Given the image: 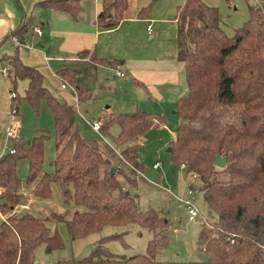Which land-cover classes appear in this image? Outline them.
Masks as SVG:
<instances>
[{"label":"trees","instance_id":"1","mask_svg":"<svg viewBox=\"0 0 264 264\" xmlns=\"http://www.w3.org/2000/svg\"><path fill=\"white\" fill-rule=\"evenodd\" d=\"M101 1L98 25H117L129 0ZM247 1L249 18L235 28L233 35L222 26L219 7L204 0H185L177 13L178 57L185 65L188 91L177 101L179 122L170 146L173 160L198 178L199 187L218 216L210 225L203 223L197 237V249L207 259L157 258L169 244V217L154 207L141 208L136 177L114 166L97 140L82 134L76 122V104L53 94L40 70L26 64L15 52L5 56L11 65V90L16 92L18 79L26 78L29 86L25 98L35 112L40 113L42 101H47L54 116L57 155L54 170L45 171L44 144L51 133L40 130L31 137L15 136V151L9 149L0 156V187L4 188L0 210L8 214L7 221L0 220V264H32L42 244L63 248L60 232L57 228L52 232L48 224L53 217L65 218L73 239L99 233L107 225L135 223L154 232L145 252L129 256L112 252L106 242L123 238L126 231H121L99 238L90 255L60 259L58 264H264V0ZM37 4L67 10L75 17L81 8L80 0H42ZM151 7L152 2L141 8L139 16H146ZM32 26L33 15L25 13L5 39L24 41ZM81 54L114 67L120 62L99 57L93 50L85 49ZM82 72L70 65L58 69V74L76 89L79 101L91 96L80 79ZM20 99L16 92L15 112ZM99 119L107 131L115 123L120 126L114 141L122 148V155L139 169L143 168L137 155L139 139L167 123L166 115L141 109L111 112ZM218 153L227 157L224 166L214 163ZM23 158L29 160L27 182L33 185L35 195L50 198L53 183H58L67 205L73 203L77 209L71 212L67 208L46 217L14 212L22 201L17 163Z\"/></svg>","mask_w":264,"mask_h":264},{"label":"crops","instance_id":"2","mask_svg":"<svg viewBox=\"0 0 264 264\" xmlns=\"http://www.w3.org/2000/svg\"><path fill=\"white\" fill-rule=\"evenodd\" d=\"M39 1L42 0H0V156L12 146L15 136L31 137L36 131L50 127L41 121L42 114L49 117V121L53 118L54 130V116L47 101H42L40 113H36L25 98L29 79H18L16 92L21 96L20 107L18 112H13V92H16L11 90L10 77L3 70L4 67L7 71L11 69L6 55L18 52L26 64L40 70L45 86L53 94L76 104L77 115L83 118L97 100L105 104L112 99L113 103L106 104L97 118H87L91 124L111 112L146 110L141 106L145 102L157 106L147 111L166 115V109L177 106L178 99L187 93L185 65L178 57L177 19L179 6L185 0H129L123 19L112 27L97 23L103 9L101 0H80L81 8L76 17L67 10L41 6L37 4ZM151 2L148 14L139 16L141 8ZM25 13L33 15V26L25 33L24 41L14 37L5 39ZM85 49L110 61L120 59V62L116 67L96 63L81 54ZM69 65L83 70L80 79L91 90L86 100L79 101L76 89L58 74V69ZM121 72L124 75H120ZM114 75L127 78L117 87L112 80ZM53 79L58 81L56 88H51ZM125 87L124 99L120 101L118 98ZM137 87L143 88L145 93L135 89ZM21 107L27 110L25 114L20 113ZM25 119L32 121L29 128L24 125ZM76 122L81 130L78 119ZM162 127L165 125L159 128ZM9 129H14V136L7 134ZM142 141L140 138L139 146ZM136 171L144 172L137 167ZM32 194L24 192L25 198H31ZM22 201L21 206L27 207L24 198Z\"/></svg>","mask_w":264,"mask_h":264},{"label":"rangeland","instance_id":"3","mask_svg":"<svg viewBox=\"0 0 264 264\" xmlns=\"http://www.w3.org/2000/svg\"><path fill=\"white\" fill-rule=\"evenodd\" d=\"M204 1L220 8L223 18L222 26L229 35H233L235 28L242 25L249 18V5L247 0ZM253 1L255 2L256 0ZM126 78L127 77L124 78L115 75L112 76V80L116 82L117 87H119L122 82H125ZM57 85L58 81L53 79L51 88H56ZM126 88L127 87L121 90V97L118 98L120 101L124 99L122 96L125 95L123 91H125ZM135 89H139L145 93V90L141 87ZM110 103H113L112 99L107 100L105 104L102 100H97L93 107L86 112V118L77 115V119L81 124L82 134L86 137L96 139L99 148L112 160L114 166L124 167L126 170L128 169L127 171L132 176L136 177L139 181V202L141 208L147 209L149 207H154L161 215L169 217L170 223L168 231L166 232L170 238L169 244L157 254V258L173 260H195L202 258V255L197 249V237L202 226L201 224L206 223L210 225L218 216L216 211L211 208L207 202L204 191L199 187L198 178L191 174L188 175L183 169L184 166L182 165V167L179 163L174 161L172 152L169 151L171 141L176 137V125L179 122V116L176 113L177 106L168 107L166 109L167 123L165 124V128L152 129L141 137L143 141L138 149L139 155H137L139 156L138 161L140 159L139 162L143 165L141 170L144 172L139 174L132 162H130V165L126 163L124 156L121 154L122 148L114 141L113 137L119 134L120 126L115 123L111 126L109 131L105 129L94 131L91 122L88 120L97 118L106 104ZM141 106L147 109L157 108V106H153L152 103L146 102L142 103ZM83 107L84 106H82V109ZM26 112L27 110L25 111L24 108L21 107L20 113L25 114ZM51 115L52 114H50V116ZM24 121L26 128H29L32 121L29 119H25ZM41 121L45 126H50L46 127V130L51 133V137L47 138L44 144L45 155L43 168L45 171L52 172L54 170L53 161L57 155L54 131L52 129L53 127H51L53 118L52 121H49V117L42 114ZM99 121L101 120L99 119ZM12 147H14L13 144L9 149ZM156 162H160L159 168L154 167ZM28 172L29 160L25 158L20 159L17 163L19 192L21 191L20 193L22 194V198L25 199L24 203L27 207L24 208V206H21V203H23L22 201L16 204L15 207L18 210H13L14 212L19 214L31 213L36 216L46 217L51 216L55 212L63 213L67 208H69L71 212L77 209L76 205L73 203L67 205L63 198L62 188L58 183H53V195L50 198L35 194H32L33 196H30L31 198H25V190L29 193H33V185H29L27 182ZM124 180L123 178V181ZM123 183L125 187L128 188L129 183L126 182V180ZM191 185H193V188L190 187ZM185 199H192L200 209V214L195 220L189 218L187 207L183 202ZM78 209L82 208L78 207ZM70 216L71 215H69V217ZM7 219L8 214L0 210V220L7 221ZM48 224L52 232L57 228L64 240L65 246L63 248L51 249L46 244L40 245L35 251V260L32 264H58L60 259L63 260L73 257L82 258L92 253L97 240L103 235L121 231H126L123 238H113L107 241L106 245L114 253L129 256L135 253L145 252L148 241L154 236L153 231L144 229L135 223H131L125 226L107 225L99 233L73 239L69 234L65 218L57 219L53 217Z\"/></svg>","mask_w":264,"mask_h":264},{"label":"built area","instance_id":"4","mask_svg":"<svg viewBox=\"0 0 264 264\" xmlns=\"http://www.w3.org/2000/svg\"><path fill=\"white\" fill-rule=\"evenodd\" d=\"M150 29H151V26H149V30ZM38 31L41 32L40 30H38ZM16 43H18L17 40H16ZM3 70H4V72H8L6 67H4ZM120 75H124V73L121 72ZM63 86H65V84H63ZM13 96H15V93L14 92H13ZM15 111H16V109L14 108L13 109V112H15ZM92 126L97 131H100L102 129V124H101V121H99V120H94L93 123H92ZM7 134L9 136H14L15 135L14 129H9L7 131ZM10 150L12 152H14L15 151V147H12ZM154 166L155 167H159L160 166V162L155 163ZM3 191H4V188L0 187V194H2ZM1 201L2 200L0 198V203H1ZM183 202L185 203V205L187 207V211H188L189 218L191 220H195L199 216V214H200L199 207L195 204V202L192 199H185V200H183Z\"/></svg>","mask_w":264,"mask_h":264},{"label":"water","instance_id":"5","mask_svg":"<svg viewBox=\"0 0 264 264\" xmlns=\"http://www.w3.org/2000/svg\"><path fill=\"white\" fill-rule=\"evenodd\" d=\"M172 148L169 147V151H171ZM227 162V157L224 155H221L220 153H218L215 158H214V163L218 166H224ZM115 171V168H111V173H113ZM202 259H207L206 255H202Z\"/></svg>","mask_w":264,"mask_h":264}]
</instances>
